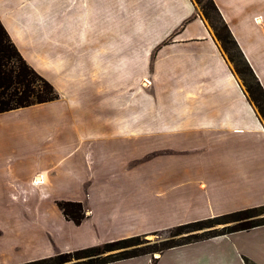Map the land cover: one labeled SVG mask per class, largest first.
<instances>
[{
  "label": "crops",
  "instance_id": "0c3cea01",
  "mask_svg": "<svg viewBox=\"0 0 264 264\" xmlns=\"http://www.w3.org/2000/svg\"><path fill=\"white\" fill-rule=\"evenodd\" d=\"M211 1L264 93V0ZM0 23L58 95L0 113V193L15 205L0 224V264L264 205V120L192 0H0ZM141 80L149 87L148 95L141 90L148 97L142 114L134 83ZM125 81L135 84L127 103ZM44 106L58 108L50 121L57 138L70 139L78 127L83 133L56 146H41V136L29 142L28 121L15 116ZM141 126L162 142L163 155L134 151ZM37 150L45 158L21 167V155ZM56 187L73 194L59 200ZM59 201L81 204L80 225L64 219ZM49 221L88 226L87 240L55 251L45 238V228L54 229ZM41 241L46 248L38 253L6 260L16 245ZM245 261L264 264V226L108 264Z\"/></svg>",
  "mask_w": 264,
  "mask_h": 264
},
{
  "label": "trees",
  "instance_id": "16d2710c",
  "mask_svg": "<svg viewBox=\"0 0 264 264\" xmlns=\"http://www.w3.org/2000/svg\"><path fill=\"white\" fill-rule=\"evenodd\" d=\"M208 2L209 9L214 13L220 24L221 35H216L221 43L219 44L222 49L231 48L235 52L234 61L236 64L233 59L231 63L234 65L237 74L247 76L252 82L253 87L247 85L246 89L251 101L255 104L264 120V93L255 81L251 70L237 51L236 45L226 25L222 22L215 5L211 0H208ZM237 66L241 68L238 69ZM57 99L58 95L51 84L25 63L0 23V113L49 103ZM56 205L64 219L76 226L80 225L85 218L83 208L78 202L61 201L57 202ZM263 215L264 205L175 226L161 232H153L149 235L157 236L165 232L167 239L161 241L159 247L151 248V250H149V241L144 239L146 235H143L119 239L71 252H57L50 257L21 264H108L141 255H151L153 252H158L159 254L169 248L264 226V217H260ZM221 224L230 225L219 230L215 229L203 232L200 236L193 234L180 237V240H174V237L180 236L183 233L212 228ZM114 251L117 252L112 253ZM245 263L248 264L247 261Z\"/></svg>",
  "mask_w": 264,
  "mask_h": 264
},
{
  "label": "rangeland",
  "instance_id": "374dc122",
  "mask_svg": "<svg viewBox=\"0 0 264 264\" xmlns=\"http://www.w3.org/2000/svg\"><path fill=\"white\" fill-rule=\"evenodd\" d=\"M192 1L195 4L197 12L205 20L207 26L209 27V29L213 33L215 40L220 43V41L217 39L218 37L216 36L217 34L221 35L220 24L217 21V18L215 17L214 13L209 9L208 0H192ZM223 51H224L225 57L227 58V61L230 62L231 67H233V70L237 74L234 65L231 63L232 59L234 61L235 52L231 48H226V49L224 48ZM234 63H235V61H234ZM237 67H238V69L241 68L240 66H237ZM237 76L240 78L241 84L243 85L244 88H246L247 85L253 87L252 82L250 81V79L247 76H244L242 74H237ZM144 81H146V80L134 82L136 84H139V89H140L139 104L141 106L140 107L141 108V114L143 113V111H144L143 109H144L145 105L147 104V98L148 97L145 94H147V95L149 94L148 83L146 85L145 83H143ZM130 84H131L130 82L127 83L125 81L124 100L126 103H127L128 99H130V97L128 96L129 90H131V88L135 87V84H133V86H131ZM141 90H143L145 94ZM56 109H58V108L52 107V106H44V107H39L37 109H26V110H22L21 112H19L15 116V119L28 121L27 139L29 142H31V139H34L35 137L41 136L43 139V142H41L42 143L41 146H44L46 144H49L50 146L51 145L56 146L58 143V140L60 141V144H61V142H62V144L68 143V142H74V140L78 137V134L80 132L83 133V130H81V127H78L77 132L73 133V136L70 139L65 140L62 138V136L60 138L59 137L57 138L56 137V130L57 129H53L50 125V121H51L52 117L56 115L55 112H52V111H54ZM54 118L56 120V116ZM62 126H63V123L60 124L59 132H62V129H63ZM139 130H140V139H139L138 144H137V141L133 144L134 151L139 152V155H148V156L149 155H163L164 150H163L162 142L158 141V138H155V137L153 138V140H151L152 138H150L149 134H147L149 131V129L147 127L141 126ZM144 133H146V134H144ZM115 145L116 144H114L111 140H109L107 142V146L109 149H113L115 147ZM40 152H41V150H37V152H35L36 155H21L22 160H23V162H21V167H24V166L25 167H32V166L36 165L37 163H40L41 160H43L46 156V155H39ZM71 161H72V159H69L66 162L71 163ZM72 192L73 191L70 189H66L63 187H56L53 190V196L58 197L59 200L60 199L63 200V198L71 196L73 194ZM0 194L2 196V200L0 201V224L6 225L7 220L5 218H8L7 213L11 212V209L15 205L12 203L8 204L5 201L6 192H2ZM59 202H61V201H59ZM9 205H11V206H9ZM44 210H45V206H42V211H44ZM53 216H54V219L56 220L54 213L51 214V217H53ZM260 217H264V215L260 216ZM57 224H59V225H57ZM222 225L229 226L230 224H221V225H216L212 228H204L202 230L186 232V233L181 234L180 236L174 237V240H180L181 239L180 237H185L187 235H193L194 233L197 236H200V235H202L201 233L206 232V231L215 230V229L219 230V229H221ZM45 226H48V228H51L54 226V229L52 232H47L46 228H45L44 232L48 235L45 238L47 240L51 239L50 246L55 251L56 250H58V251L63 250V248H65V249H76V247L79 244H81L85 240H87V227L88 226L86 228H85V226L78 227V229L75 230L74 227H70V228L65 227L63 225H60V223H58L57 221H53V222L49 221V222H47V224ZM55 228L57 231L56 234H55ZM94 234L99 238V240H102V238H101L102 231L101 230L96 228V231ZM166 237H167V234L165 232H162V233L158 234L157 236L146 235V237L144 239L146 241H149L148 242L149 250H151V248L159 247L160 242L167 239ZM43 244L44 243L41 241L40 243H38V245H34L33 247L29 248V247H26L25 244L20 243L14 247L15 248L14 253L7 255V257L5 256V258H6V260H16V259H20L21 257L34 255L36 252L38 253L43 248L44 249L46 248L45 245H43ZM140 246H143V245H140ZM115 252H117V251H114L112 253H115ZM157 254H158V252H153V254H151V255H154V257H156Z\"/></svg>",
  "mask_w": 264,
  "mask_h": 264
},
{
  "label": "water",
  "instance_id": "95a60500",
  "mask_svg": "<svg viewBox=\"0 0 264 264\" xmlns=\"http://www.w3.org/2000/svg\"><path fill=\"white\" fill-rule=\"evenodd\" d=\"M224 226H227V225H222L221 228H223ZM195 234V233H194Z\"/></svg>",
  "mask_w": 264,
  "mask_h": 264
},
{
  "label": "built area",
  "instance_id": "2783aa9c",
  "mask_svg": "<svg viewBox=\"0 0 264 264\" xmlns=\"http://www.w3.org/2000/svg\"><path fill=\"white\" fill-rule=\"evenodd\" d=\"M259 21V19H256V22Z\"/></svg>",
  "mask_w": 264,
  "mask_h": 264
},
{
  "label": "bare ground",
  "instance_id": "6f19581e",
  "mask_svg": "<svg viewBox=\"0 0 264 264\" xmlns=\"http://www.w3.org/2000/svg\"><path fill=\"white\" fill-rule=\"evenodd\" d=\"M39 179V178H38Z\"/></svg>",
  "mask_w": 264,
  "mask_h": 264
}]
</instances>
